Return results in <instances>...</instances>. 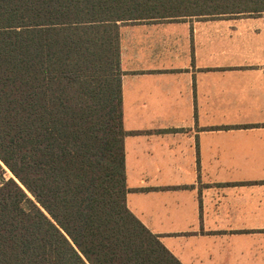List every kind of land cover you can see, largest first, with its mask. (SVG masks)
<instances>
[{
	"label": "trees",
	"instance_id": "obj_1",
	"mask_svg": "<svg viewBox=\"0 0 264 264\" xmlns=\"http://www.w3.org/2000/svg\"><path fill=\"white\" fill-rule=\"evenodd\" d=\"M244 12L264 0H0V264H183L126 203L119 22Z\"/></svg>",
	"mask_w": 264,
	"mask_h": 264
},
{
	"label": "crops",
	"instance_id": "obj_2",
	"mask_svg": "<svg viewBox=\"0 0 264 264\" xmlns=\"http://www.w3.org/2000/svg\"><path fill=\"white\" fill-rule=\"evenodd\" d=\"M119 24L128 208L183 264H264V12Z\"/></svg>",
	"mask_w": 264,
	"mask_h": 264
},
{
	"label": "rangeland",
	"instance_id": "obj_3",
	"mask_svg": "<svg viewBox=\"0 0 264 264\" xmlns=\"http://www.w3.org/2000/svg\"><path fill=\"white\" fill-rule=\"evenodd\" d=\"M246 6H249L251 8H248V9H254L253 7H255V4L253 3H250V4H247ZM245 14H251L250 12H244ZM243 13V14H244ZM6 167V166H5ZM4 176H14L13 173L6 167V173L4 174Z\"/></svg>",
	"mask_w": 264,
	"mask_h": 264
},
{
	"label": "water",
	"instance_id": "obj_4",
	"mask_svg": "<svg viewBox=\"0 0 264 264\" xmlns=\"http://www.w3.org/2000/svg\"><path fill=\"white\" fill-rule=\"evenodd\" d=\"M17 179V178H16ZM18 180V179H17Z\"/></svg>",
	"mask_w": 264,
	"mask_h": 264
}]
</instances>
